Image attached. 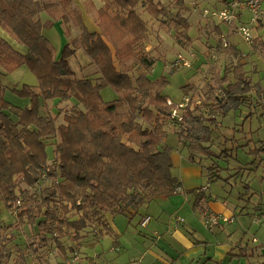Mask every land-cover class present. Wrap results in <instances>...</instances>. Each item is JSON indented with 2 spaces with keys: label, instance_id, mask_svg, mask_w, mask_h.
I'll list each match as a JSON object with an SVG mask.
<instances>
[{
  "label": "trees",
  "instance_id": "obj_1",
  "mask_svg": "<svg viewBox=\"0 0 264 264\" xmlns=\"http://www.w3.org/2000/svg\"><path fill=\"white\" fill-rule=\"evenodd\" d=\"M99 1L95 19L99 33H93L73 0H0V29L26 49L21 54L0 37V76L25 66L37 81L36 88L12 89L29 100L26 108L4 99L6 87L0 81V202L8 211L17 212L15 226L4 225L0 219V264H9L11 253L3 240L13 239L11 229L34 228V240L18 250L13 264H31L32 260L43 264V251L51 245L65 257L70 254V260L87 237L113 233L108 216H126L181 187L172 173L173 148L164 145L171 111L163 95L168 81L148 76L154 61L145 56L149 31L142 14L157 20L179 44L189 47V28L181 16L184 0H174L178 12L168 23L159 0ZM54 7L62 10L60 22L68 41L58 60L42 34L39 17ZM75 30L78 34L73 36ZM78 51L96 68L92 77L79 79L71 69L68 61ZM225 52L239 58L240 52L232 47ZM129 61L143 68L136 77L116 66L124 67ZM231 74L232 80L226 69L218 75L221 94L208 85L199 105L192 96L183 121L170 128L192 163L221 157L211 150L218 115L224 117L230 108H251L256 103L255 85L244 65L237 61ZM105 88L116 99L104 101L101 91ZM41 99L56 105L75 103L58 124V115L40 114ZM204 108L211 110L208 117ZM52 139L56 143L49 154L46 142ZM220 172L216 163L206 168L207 182L220 180ZM203 199L210 197L195 194L194 210Z\"/></svg>",
  "mask_w": 264,
  "mask_h": 264
},
{
  "label": "rangeland",
  "instance_id": "obj_2",
  "mask_svg": "<svg viewBox=\"0 0 264 264\" xmlns=\"http://www.w3.org/2000/svg\"><path fill=\"white\" fill-rule=\"evenodd\" d=\"M159 1L166 10L167 16L163 20L168 23L171 18L175 17L178 8L174 5V0ZM221 1L184 0L185 9L181 12V16L186 19L189 28L188 35L191 39L189 47L179 44L173 33L166 32L157 20L143 13V19L147 22L149 31L144 52L148 59L154 61L148 75L149 78L151 80H157L161 77L167 79L168 83L163 89V95L173 103L183 101L185 96L189 98L193 96L196 101H200V96L208 91V85L214 86V89L218 90L217 94H221L220 87L217 85L218 75L224 73L226 69L229 79L232 80L231 71L237 61L244 65L247 76L251 83L255 85L253 93L255 94L256 103L251 108L247 106L230 108L224 117L219 115L216 117L218 118L219 127L213 133L211 150L215 156L221 155V157L203 159L200 161V165L203 173L213 163H216V166L221 170L218 173L221 179L211 183L207 182L204 177L206 173L204 174L202 183L208 187L204 196L211 197L213 200L212 205L216 207L224 204L231 211H235V218L231 224H223L207 231L217 242L227 239L234 247L231 256L227 257L222 264H264V251H262L264 250V3L262 4L261 18L258 19L252 29L253 35L256 34V38L253 39L251 44H246L240 39L244 43L240 42V48L244 51H240L237 59L226 53L225 50H219L217 35L219 29L225 33L226 27L222 26V23L202 16L204 9L215 10L220 8ZM80 4L85 12L84 18L88 25H96V10L101 6V2L99 0H75L73 3L77 8H80ZM139 12H142V10H139ZM61 15L62 10L59 7H54L39 16L45 27L42 34L49 40L55 60L60 58L61 51L68 42L61 33L64 29L60 23ZM249 16L248 11L244 12L238 22L242 21L244 23ZM57 21L59 25L55 26ZM51 23L55 27L48 28ZM231 26L233 27V25ZM233 31L238 36L235 28ZM8 34L13 37L11 33L8 32ZM77 34L78 31L75 30L73 36ZM235 39L238 40L239 38L236 37ZM62 41H64L63 44ZM11 44L13 45V43ZM245 44L250 46L248 51H245L247 50ZM18 46L23 48L20 44ZM22 51L24 50H20V52ZM178 55L185 58L187 66L173 70L171 64ZM68 62L75 76L79 79L92 77L96 71L89 58L82 51H78ZM116 66L119 70L128 71L133 77H136L143 70L142 67L132 61L127 62L124 67L118 65V63H116ZM0 81L6 87L3 97L7 102L19 108L29 107L28 99L21 98L12 91V89H20L22 85L36 88V78L25 66L12 73H5L4 76H0ZM186 87H192L193 90H185ZM101 96L106 102L116 99V94L109 88L103 89ZM40 102V114L45 116L58 115V124L63 123L64 112L69 110L75 103L74 100H70L56 105L54 102L45 103L42 99ZM203 113L207 116L211 113V110L208 111L207 108H204ZM168 126L164 145L179 150L181 156L187 160V150L181 148L177 136L170 129L172 126ZM55 143L56 139L46 142V144H50L47 146L49 154L52 153ZM172 173L173 176H177V169L174 168ZM176 198L180 200L182 197L177 196L174 200ZM168 200L170 201V197ZM156 204H158V201L151 204L149 211L157 209ZM165 207H167L165 215L152 214V224H160L162 239L156 240L147 230H141L138 227L139 215L147 209L146 207H140L139 214L130 220L122 215L115 217L111 225L114 234L116 233L118 237L105 235L97 239L90 236L85 244L79 248L80 255H88L91 258L99 255L103 259L101 264H137V261H140V256L148 253V250H152L164 257L169 264H172L173 260L177 259V254H175L177 250L172 245V241H168L166 237L169 238L170 235L167 226L170 228L176 225L175 218L177 216L175 217L174 213L177 209L173 203H167ZM196 214L198 213L196 212ZM178 217L182 218L180 214H178ZM0 219L7 226L17 224L16 214L4 208L1 202ZM108 219L111 222V216H108ZM180 229L187 237L190 236L191 228L187 224ZM10 231L13 239H4L3 242L8 252L11 253L9 264H13L18 256V250L24 249L34 240V228L25 225L20 230L11 229ZM8 236L10 235L8 234ZM194 236L200 241L204 240L200 235L196 236L194 234ZM117 239L119 240V246L114 247V242ZM208 248L213 249L212 246H208ZM43 253L45 262L49 261L51 264H59L60 261L67 260L52 245ZM90 260L94 261L93 259ZM123 260L125 262H122ZM153 262L156 261L147 257L145 264ZM31 264H38V262L32 260ZM158 264L165 263L158 262ZM200 264H203V262Z\"/></svg>",
  "mask_w": 264,
  "mask_h": 264
},
{
  "label": "crops",
  "instance_id": "obj_3",
  "mask_svg": "<svg viewBox=\"0 0 264 264\" xmlns=\"http://www.w3.org/2000/svg\"><path fill=\"white\" fill-rule=\"evenodd\" d=\"M75 0H73L74 3ZM78 2V1H77ZM221 7H222V2L220 3ZM80 8H78L81 11L82 14V19L83 22L86 26V28L88 29L89 32H95V33H99L98 28L96 27V25L91 24L88 25L87 21L84 18V14L85 12L83 11V7L80 4L79 6ZM61 23V22H60ZM55 26L59 25V22H55ZM52 23L48 28L51 27H55ZM226 31L225 33L228 35L229 37V44L230 47L234 48L235 50H239L240 51H244L240 48V42L243 43L240 40L239 36H236L234 34V26H226ZM43 29H45V27L43 26ZM42 29V31H43ZM59 33V32H58ZM63 34V32H61ZM219 33H223L222 31H220L219 29ZM253 34V32H252ZM256 35V34H255ZM253 35V38H256V36ZM0 37L6 41H8L10 44L13 43V48L15 50H17L19 53L21 54H25L26 53V49L21 48L18 46V42L15 39V37L13 38L10 34H8L7 31L1 30L0 29ZM59 37H60V33H59ZM239 38L238 40H236L235 38ZM49 41V40H48ZM64 43V41H62V44ZM244 44V43H243ZM246 45V44H245ZM247 46V50L248 51L250 46ZM20 50H24L22 52H20ZM25 52V53H23ZM222 74V73H221ZM194 93V92H193ZM215 93L216 92L215 90ZM181 148H184L181 146ZM186 150V148H184ZM171 161H172V165H173V169H177V173L178 175L175 176L180 182H181V190L182 193H173V195L171 196H160V197H156L154 198L149 204H145L142 207H146V211L139 215V219H138V227L141 230H147L149 232V234L156 240H160L162 239V232L160 230V224H152L153 218H152V214L155 215H160L163 216L166 214V210L167 207H165V204L170 203L175 206V208L177 209L176 212L174 213L175 217H178V214H180L182 216V220L183 223L180 226H172L169 228V226H167V231L170 233L169 238H167L168 241H172V245L176 248V253L177 254V259L173 260L172 264H200L203 262V264H222L224 261H226L227 257L231 256V251L233 250V245L231 243H229V241L227 239H223V241L221 242H217L216 240L213 239L212 235L210 236L209 233L207 231H210V229L214 228V227H219L222 226L223 224H231L232 220L235 218L234 214L235 211H231L230 209H228L227 207H225V205L223 204L222 206H215L212 205L213 204V200L210 197V199L205 200L203 199L202 201L199 202V204L196 206V209H193V206L196 205V200H195V194L198 192L203 193L204 195L206 194L208 187H206L202 181H203V169L202 166L199 164H195L189 161V159L187 158L184 159L179 150H172L171 153ZM172 169V170H173ZM205 177V176H204ZM206 179V178H205ZM192 191H195L194 193ZM192 192V193H191ZM177 196H181L182 198H180V200H178L175 197ZM170 197V201L168 200V198ZM157 209H153L152 211H149V208L151 206L152 203H157ZM141 207V208H142ZM196 212L198 214H196ZM210 213H214L219 215L222 218L227 219L228 221H223L222 219L220 221H218L217 224H215L214 226H212V228H207L205 227V225L203 224V218L205 214H210ZM139 214V209L133 211L131 210L130 213H128L126 216L123 215V217L128 218L129 220L132 219L134 216ZM118 216V215H116ZM113 216L111 217V222H110V228L113 231V233L111 234V236L114 237H118V235H116V233L114 234V230L112 228L111 223L114 222L115 217ZM149 216L151 219L149 221V223L147 224V226L145 228H142L140 223L143 220L144 217ZM174 217V218H175ZM176 219V218H175ZM185 224H187L190 228H191V233L190 236L187 237V235L180 229L182 226H185ZM155 233H157L158 235L156 236ZM168 233V234H169ZM167 234V233H165ZM194 234L196 236H199L204 239V240H198L195 238ZM90 237V236H89ZM89 237L86 238V240L83 242V245L85 244V242L89 239ZM94 237V236H93ZM171 237V239H170ZM100 238V237H99ZM176 239V240H175ZM175 240V241H174ZM82 245V246H83ZM81 246V247H82ZM119 246V240L117 239L114 242V247ZM208 246H212L213 249L210 250V248H208ZM264 251V250H262ZM79 249L77 250V253L79 255V261L75 264H85L87 262V260L89 259H93L95 261L94 264H101L103 262V259L98 255L97 257H89L88 255H80L79 253ZM148 253H146L145 255L140 256V261H137V264H145L147 257L150 259H153L156 262H153L151 264H158V262H163L165 264H169V262L162 257L161 255L153 252L152 250H148ZM70 254L66 256V259L68 260ZM132 260L134 258H131ZM67 260H63L60 261L59 264H64ZM126 260V259H125ZM125 260H123L122 262H125ZM206 262V263H205ZM43 264H51L49 261L43 263Z\"/></svg>",
  "mask_w": 264,
  "mask_h": 264
},
{
  "label": "built area",
  "instance_id": "obj_4",
  "mask_svg": "<svg viewBox=\"0 0 264 264\" xmlns=\"http://www.w3.org/2000/svg\"><path fill=\"white\" fill-rule=\"evenodd\" d=\"M221 2L222 7L215 10L204 9L202 16L211 20H215L216 22L220 24L222 23L226 26L235 25L234 28L240 39L246 44H251L254 39L252 29L254 28V25L257 23L258 19L261 18L262 4L264 3V0H222ZM246 11H248L250 14L248 20H245L244 23H242V21L238 22V20L241 18L240 16ZM217 37L219 50H226L230 47L229 37L226 33H219ZM186 66V60L181 55H178L171 64L173 70ZM216 92H218V90H216ZM189 103L190 98L188 96H185L183 101L179 103H173L170 100L167 101V105L171 108L169 115L170 126L177 125L183 121V118L187 113ZM196 104L199 105L200 101H196ZM174 193H182L181 188L178 187ZM13 212L17 216V212L15 210L12 211V213ZM150 219L151 218L149 216L144 217L140 223L141 227L145 228ZM221 219L223 221H228L227 219L222 218L214 213L205 214L203 218V224L207 228H212V226L217 224ZM175 223L176 226H180L182 225L183 220L180 217H176ZM155 235L157 236L158 234L155 233ZM79 260V255H73L72 258L66 261L64 264H75ZM85 264H94V261L89 259Z\"/></svg>",
  "mask_w": 264,
  "mask_h": 264
}]
</instances>
